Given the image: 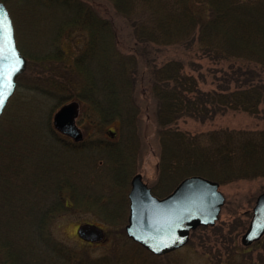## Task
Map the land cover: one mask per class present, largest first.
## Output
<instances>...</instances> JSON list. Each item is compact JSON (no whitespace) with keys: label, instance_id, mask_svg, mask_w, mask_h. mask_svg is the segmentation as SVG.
<instances>
[{"label":"trees","instance_id":"1","mask_svg":"<svg viewBox=\"0 0 264 264\" xmlns=\"http://www.w3.org/2000/svg\"><path fill=\"white\" fill-rule=\"evenodd\" d=\"M0 1L28 60L19 83H32L55 107L81 102L82 117L94 131L88 140L66 142L49 119L42 123L32 113L20 129L0 123V158L9 161L0 169V264H163V256L126 237L118 248L92 258L85 247L56 241L49 230L57 217L76 210L92 212L112 227L125 224L130 178L144 150L140 134L145 129L135 98L136 87L144 82L150 89L144 94L154 103L159 145L156 180L150 186L155 195L169 193L190 175L219 184L264 177V129L190 134L176 126L183 117L205 120L229 110L258 115L264 85L251 76L241 80L235 72L234 88L203 90L196 77L184 72L183 62L158 61L161 48L196 42L215 56L264 70V0H105L111 8L85 0ZM195 4L207 13L196 12ZM112 13L124 18L129 39ZM82 34V47L71 64L65 63L62 42ZM115 122L118 139L99 137L103 131L112 133L109 126ZM62 148L89 151L92 168L102 158L103 191L101 184L90 186L85 161L72 158V171L55 157ZM48 158L55 160L52 166ZM252 255L228 253L224 264H264V243Z\"/></svg>","mask_w":264,"mask_h":264},{"label":"rangeland","instance_id":"2","mask_svg":"<svg viewBox=\"0 0 264 264\" xmlns=\"http://www.w3.org/2000/svg\"><path fill=\"white\" fill-rule=\"evenodd\" d=\"M85 1L94 6H98V3H100L101 5L105 4L106 7L111 8V5L105 0ZM194 10L202 15L207 13V8L201 4H195ZM112 17L116 21L121 33L129 39L130 29L127 28L124 18L118 15H113ZM15 39L18 44L17 46L20 49L21 47H19L20 44L16 33ZM84 39V35L82 34L77 35L73 41L62 42L61 47L64 51L65 63L71 64L77 50L82 47ZM171 59L183 62L184 72L196 77L198 79L199 87L203 90H220L226 86H228L229 89L234 88L235 79L237 77H234L235 75L233 76V73L236 74L235 72L239 73L238 76H240L241 80L246 76H251L254 81L260 82L264 85L263 69L258 68L252 63L220 57L218 55L215 56L212 52L205 51V49L196 42L189 47L177 44L161 48L158 61L163 62ZM18 79L15 91L8 100L3 113L0 116L1 125L12 122L16 124L17 129H20L22 128L21 124L24 123L25 119L28 117L27 115L30 113L35 116V119L39 118L42 123L44 120L49 119L52 125V115L59 106L55 107V101L53 99L33 89L32 83L21 84ZM149 90V85H147V83L145 84V82L141 85L139 84L135 90V98L141 106L138 120L145 130H142L140 134V139L142 140L141 144L143 145L144 150L137 160L138 169L133 175L138 173L141 174L142 180L150 187L156 180L155 175L159 145L156 139V128L154 125V103L151 99L146 98L144 94ZM79 104L80 111L76 123L82 131L83 139L88 140L89 138L94 137V131H92V127L88 124V121L82 117V103L79 102ZM176 126L179 130L190 134L205 133L214 129H264V102L259 106L258 115H248L244 112L229 110L224 114H218L205 120L183 117L177 121ZM109 128L112 133L103 131V133L99 134V137L118 139L117 131L119 129V123L115 122L111 124ZM143 131L146 133L144 134ZM58 134L66 142L71 141L68 137L61 135L60 133ZM57 152L58 153L55 157H59L70 169H73V165H69L72 158V160H75L79 164L85 161V166H83L82 169L87 170V180L89 181L90 186L93 184H101V189L103 191L102 176L106 171L104 172V168H102L103 164L102 161H100L102 160L101 157L98 156V163L94 164L92 168L89 162V154H91L89 151H73L62 148L57 150ZM0 161V169L3 170L2 163H4L5 168L9 164V161L6 157H3L2 159L0 158ZM48 163L52 166L53 163H55V160L48 158ZM75 167L77 168L80 166L76 163ZM72 171H75V169ZM100 177L102 178L100 179ZM104 190L108 191L109 189ZM219 190L224 195L225 201L219 213L217 222L212 226H201L196 228L191 232L190 239L184 246L161 255L163 256L160 260L161 263L224 264L228 253L233 254L234 252L251 251L253 254L252 256H255L260 252L261 244L264 243V235L261 239L253 242L249 246L242 245L241 237L248 227L256 197L264 192V177L240 179L220 184ZM158 197H162L161 194H159ZM83 223H90L100 227L104 232L102 240L96 242L82 240L77 235L76 231L78 225ZM125 224L122 227H112L98 220L93 216L92 212L76 210L75 212L63 213L61 216L57 217L49 227V230L53 239L56 241L74 246V248L85 247L88 250L89 255L92 258H95L105 253H109L111 249L118 248L121 239L124 237L133 242L126 236L124 230Z\"/></svg>","mask_w":264,"mask_h":264},{"label":"water","instance_id":"3","mask_svg":"<svg viewBox=\"0 0 264 264\" xmlns=\"http://www.w3.org/2000/svg\"><path fill=\"white\" fill-rule=\"evenodd\" d=\"M26 67L27 59L16 46L12 19L0 1V93L5 94L0 116L14 93L18 77ZM9 82L12 85L10 89L7 87ZM79 111V102L72 100L59 106L52 115L54 130L73 142L83 140L82 131L76 123ZM219 186L215 180L191 175L179 181L168 194L158 197L142 180L141 174L133 175L127 194L126 236L154 255H164L181 248L196 228L212 226L217 222L225 201ZM76 232L87 242L100 241L104 236L100 227L90 223L80 224ZM263 235L264 192L255 199L252 216L241 237V243L249 246Z\"/></svg>","mask_w":264,"mask_h":264},{"label":"snow or ice","instance_id":"4","mask_svg":"<svg viewBox=\"0 0 264 264\" xmlns=\"http://www.w3.org/2000/svg\"><path fill=\"white\" fill-rule=\"evenodd\" d=\"M6 19V17H5ZM10 29H11V25H9V39H11V36H10ZM13 71H18V69H13ZM11 82H9V84L7 85V87L10 89L11 88ZM4 98H5V94L4 93H0V107L3 106V103H4Z\"/></svg>","mask_w":264,"mask_h":264}]
</instances>
